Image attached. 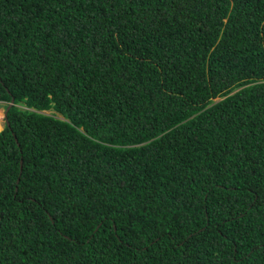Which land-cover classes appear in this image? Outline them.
Masks as SVG:
<instances>
[{
    "label": "trees",
    "instance_id": "trees-1",
    "mask_svg": "<svg viewBox=\"0 0 264 264\" xmlns=\"http://www.w3.org/2000/svg\"><path fill=\"white\" fill-rule=\"evenodd\" d=\"M0 101V264H264V0H0Z\"/></svg>",
    "mask_w": 264,
    "mask_h": 264
},
{
    "label": "clouds",
    "instance_id": "clouds-1",
    "mask_svg": "<svg viewBox=\"0 0 264 264\" xmlns=\"http://www.w3.org/2000/svg\"><path fill=\"white\" fill-rule=\"evenodd\" d=\"M13 103V100L10 101V104L9 106ZM5 104V102H1L0 101V109L2 111V113L0 112V126H1V129L0 131L4 128V125H5V122H6V115H4V112L6 111V108L3 107V105ZM20 106L24 109L27 108L26 105H21Z\"/></svg>",
    "mask_w": 264,
    "mask_h": 264
},
{
    "label": "rangeland",
    "instance_id": "rangeland-1",
    "mask_svg": "<svg viewBox=\"0 0 264 264\" xmlns=\"http://www.w3.org/2000/svg\"><path fill=\"white\" fill-rule=\"evenodd\" d=\"M11 100H12V98H11ZM0 112L2 113L1 109H0ZM45 112L47 113V112H49V111H45ZM0 129H1V126H0Z\"/></svg>",
    "mask_w": 264,
    "mask_h": 264
},
{
    "label": "water",
    "instance_id": "water-1",
    "mask_svg": "<svg viewBox=\"0 0 264 264\" xmlns=\"http://www.w3.org/2000/svg\"><path fill=\"white\" fill-rule=\"evenodd\" d=\"M4 115H6V111L4 112Z\"/></svg>",
    "mask_w": 264,
    "mask_h": 264
}]
</instances>
